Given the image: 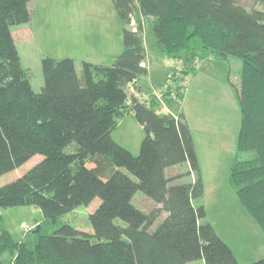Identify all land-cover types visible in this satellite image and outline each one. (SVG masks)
<instances>
[{
    "label": "trees",
    "instance_id": "16d2710c",
    "mask_svg": "<svg viewBox=\"0 0 264 264\" xmlns=\"http://www.w3.org/2000/svg\"><path fill=\"white\" fill-rule=\"evenodd\" d=\"M31 1L0 0V176L36 155L42 160L0 187V211L31 206L44 220L20 242L0 232V264H238L213 227L200 222L206 213L195 201L204 186L184 116L159 115L154 101L146 105L133 96L127 104L125 87L147 75L142 32L148 18L157 47L169 57L190 52L194 61L197 41L223 61H240L233 87L240 126L229 183L264 233V12L234 0H111L123 25L122 52L112 65L82 62L77 72L73 60L44 57L43 86L34 93L11 35L12 26L29 22ZM245 1L264 6V0ZM179 87L167 89L179 93ZM128 113L144 132L137 156L110 136ZM182 164L195 180L171 185L166 170ZM137 192L161 208L140 212L131 204ZM95 198L91 234L69 224L47 231ZM161 212L166 217L150 231Z\"/></svg>",
    "mask_w": 264,
    "mask_h": 264
},
{
    "label": "rangeland",
    "instance_id": "374dc122",
    "mask_svg": "<svg viewBox=\"0 0 264 264\" xmlns=\"http://www.w3.org/2000/svg\"><path fill=\"white\" fill-rule=\"evenodd\" d=\"M234 2L245 9L264 12V6L261 4L245 0ZM28 9L29 22L12 26L11 35L21 67L25 70L34 93H39L43 86L41 60L44 57L73 60L75 69L79 72L82 62L109 67L122 52L123 25L115 13L111 0H32ZM152 21V18L145 20L142 32L149 61L148 73L125 87L127 104L130 103L135 88L140 89L143 96L152 92L158 99L167 98L166 88L176 82L173 79H180L183 75L175 72L168 77L169 70L175 67L177 62L159 51L152 33ZM129 28L135 31V24ZM193 45H197V41H194ZM195 55V69L189 70L191 73L186 78V83L182 84L179 93L177 92L178 102L181 94L184 102L174 104L170 111L180 112L186 117L195 137L200 135L197 129L214 123L215 116L218 118L223 116L227 129L232 130L233 117L238 121V103L233 87L238 85L240 61L231 59L227 64L209 51L199 47L197 49V46ZM181 56L187 57V60L188 57L189 60L192 59L190 52ZM228 76L232 85L227 81ZM221 79L229 88L230 94L228 92L223 94V87L216 85ZM188 80H193L191 87L187 85ZM180 105L182 109L179 110ZM155 111L159 115L166 113V110L160 107ZM110 136L119 146L137 156L144 132L131 113L124 121H117V126ZM72 148L70 147V150ZM227 157L229 153L224 155V158ZM41 160L42 156L36 155L19 168L1 175L0 187L21 177ZM189 182L190 177L184 172L175 185ZM99 204L100 200L95 198L88 206L77 207L59 217L57 223L46 226L47 231L51 233L60 225L69 224L78 231L91 234L88 218ZM131 204L144 214L161 208V205L155 204L140 192L133 196ZM195 205L204 206L206 216L200 222L213 227L218 237L232 251L238 264H252L264 260V233L242 207L227 180L224 179V183L220 185L206 184L203 197L195 201ZM0 213L2 219L0 232H8L14 242L24 240L28 233L34 231L36 226L42 225L44 220L41 211L31 206L2 209ZM165 217L166 214L161 212L150 231L156 229ZM13 263L14 261L11 264ZM188 264L204 263L203 260H197Z\"/></svg>",
    "mask_w": 264,
    "mask_h": 264
},
{
    "label": "crops",
    "instance_id": "0c3cea01",
    "mask_svg": "<svg viewBox=\"0 0 264 264\" xmlns=\"http://www.w3.org/2000/svg\"><path fill=\"white\" fill-rule=\"evenodd\" d=\"M132 24L133 23H131V25ZM195 46H197V49H198L199 46L198 45H195ZM159 51L163 55L165 54L160 49ZM181 55L174 58V60L177 63L175 67L171 68V70H169L168 72V77L169 75H173V73L175 72H179L183 74L182 78L177 79V80L173 79V81H176V82L172 83V85L174 86L179 85L180 87L182 86V84L186 83V78H188L191 71L195 69L194 62L196 61L195 59L193 62L188 63L186 59L182 57ZM229 61H231V59ZM229 61H225V62H227L228 64ZM142 64L148 73L149 61L147 59V53H146L145 61ZM190 69L191 71H189ZM222 80L223 79L219 80L220 82H217L216 85L219 84L221 85V87H223L222 88L223 94H226L227 92L230 94L229 88L227 87L226 83H224ZM192 83H193V80L187 81V85L190 87ZM131 96L137 98L141 102H145L148 100L147 102H145L146 105H150L149 103L151 101H154L152 104L154 106V109L158 107L164 108L166 110L165 114H169V113L170 114H182L180 112L173 113L170 110L174 104H182L184 102L183 96H182V99L179 100V102H170L166 97L164 99L156 98L155 95L152 94V92H148L147 95L143 96L142 91L138 88H135L133 90V93L131 94ZM180 109H182L181 105L179 107V110ZM129 114L131 113L126 114L123 118L119 119L118 121H124V118L128 117ZM184 118L191 131V136H192L193 143H194L195 153H196V157L198 161V166L200 169L201 178L203 181V186L205 187L206 184L220 185L224 183V179L227 180L228 184L230 185L229 172H230V168L233 165L235 157H236V140H237L236 138H237V134L239 131V126H240L239 107H238V121L234 120V117L232 119V123H233L232 130L227 129L226 121L223 118V116H221L220 118H218V116L217 117L215 116L213 120L214 123L211 125L208 124L204 127H201L200 129H197V131H200V135L195 137L193 133V129L188 124V121L185 116ZM228 153H229V157L224 158V155ZM168 169H175V170L170 171ZM168 169L166 170L165 174L169 180H172L171 185L178 184L184 172L186 173L189 172L188 164H182V165L174 166ZM168 173H171L172 175L170 174L168 175ZM188 176L190 177V182L195 180V174L190 173V175ZM4 259L3 260L6 261V258ZM11 263L12 262L6 263V264H11Z\"/></svg>",
    "mask_w": 264,
    "mask_h": 264
},
{
    "label": "built area",
    "instance_id": "2783aa9c",
    "mask_svg": "<svg viewBox=\"0 0 264 264\" xmlns=\"http://www.w3.org/2000/svg\"><path fill=\"white\" fill-rule=\"evenodd\" d=\"M167 89V88H166ZM168 90V89H167ZM168 96L167 98L174 101V102H178V94H177V91L176 90H171L170 92H168Z\"/></svg>",
    "mask_w": 264,
    "mask_h": 264
}]
</instances>
